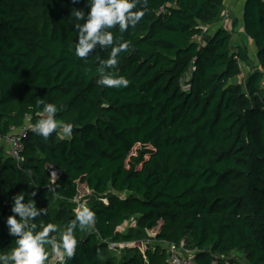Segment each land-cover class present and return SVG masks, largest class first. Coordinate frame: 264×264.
<instances>
[{
    "label": "trees",
    "instance_id": "trees-1",
    "mask_svg": "<svg viewBox=\"0 0 264 264\" xmlns=\"http://www.w3.org/2000/svg\"><path fill=\"white\" fill-rule=\"evenodd\" d=\"M224 3L149 0L143 20L122 34L130 47L116 71L130 83L109 89L96 83L109 52L74 54L71 9L87 12L85 0H0V137L30 118L20 163L0 144V252L15 247L6 226L14 195L25 192L27 202L35 191L47 209L37 222L56 224L59 239L85 185L96 221L76 230L66 264H168L164 242L197 264H225L231 252L243 253L240 264H264V0L242 8L256 58L247 75L234 29L205 32ZM41 99L57 105L59 124H73L70 139L32 132ZM48 166L59 170L54 179ZM127 220L134 227L122 231ZM149 232L143 251L109 250Z\"/></svg>",
    "mask_w": 264,
    "mask_h": 264
},
{
    "label": "clouds",
    "instance_id": "clouds-1",
    "mask_svg": "<svg viewBox=\"0 0 264 264\" xmlns=\"http://www.w3.org/2000/svg\"><path fill=\"white\" fill-rule=\"evenodd\" d=\"M149 0H85L83 8H72L70 17L78 32V41L74 45V54L81 60L94 55L95 50H107L106 59L98 61L99 78L96 83L109 89L126 88L130 81L116 71L120 54L127 52L130 41L124 40L122 34L135 28L144 18ZM73 4L79 0H72ZM121 36L117 37V31ZM43 105L41 117L33 126L32 132L48 139L53 133L62 139L71 138L73 124H59L56 119L57 105L39 100ZM56 175L55 172L52 173ZM35 191L25 202L26 193L21 191L12 198L11 212L6 219L9 236L15 237V247L8 252H0V264H47L49 247L56 254L61 264H66L76 253L78 240L75 232L94 225L95 212L87 206L74 209L75 218L70 220L64 231L59 233L54 223L40 225L37 218L47 215V209L38 208L32 199Z\"/></svg>",
    "mask_w": 264,
    "mask_h": 264
},
{
    "label": "built area",
    "instance_id": "built-area-1",
    "mask_svg": "<svg viewBox=\"0 0 264 264\" xmlns=\"http://www.w3.org/2000/svg\"><path fill=\"white\" fill-rule=\"evenodd\" d=\"M225 3H226V0H225ZM225 3H224V9L222 11V20L228 18L227 12H228L229 6L228 4L226 5ZM29 127H30V118L25 117L24 124L21 127L19 128L12 127L6 135H4L3 137H0V141L5 143L7 147L6 149L7 155H9L11 158H14L17 161V163H20L23 160V158L21 157V153L23 151V144L21 141V136L25 135ZM48 170L50 172L52 179H54L59 173V170H57L53 166H48ZM53 172L56 173L55 176L52 175ZM100 199L105 204L107 203L106 198H100ZM73 202L75 203L74 209H76L78 206H81V205L88 207L87 200L83 199L81 196H77L76 198H74ZM120 244H123V243H118V242L109 243L110 246H114V247ZM163 245H164V248L168 256L167 258L168 264H197L194 260V254H191L186 249L177 247V245L174 242H164ZM57 263H61V262L56 255H54L52 258H50L47 261V264H57Z\"/></svg>",
    "mask_w": 264,
    "mask_h": 264
},
{
    "label": "rangeland",
    "instance_id": "rangeland-1",
    "mask_svg": "<svg viewBox=\"0 0 264 264\" xmlns=\"http://www.w3.org/2000/svg\"><path fill=\"white\" fill-rule=\"evenodd\" d=\"M231 2H232V0H226V3H225L226 5L228 4V6H229V9L227 12V17H228L227 19H229V17H230V4H231ZM225 20L226 19L222 20V18H221L219 21V25H224ZM227 25H228V23H227ZM214 29L215 28H211V30H214ZM232 32H233V30H232ZM237 42L242 45L241 47L246 49V56L248 58L246 60L247 62L241 61L239 63V68L242 71V73H244V75H247L248 69H249L248 67H251L252 65H254V63H256L255 62L256 61L255 48H254L255 46L253 45L252 42L248 41L247 39L239 38V35H236V37H234V39L232 40L234 47H237V45H236ZM0 144L2 145L3 149H5V150L7 149L5 143L0 141ZM139 147H140L139 145H135L132 152H131V155L135 154L136 149H138ZM78 192H79L78 196H81L83 199L88 200L87 197H89L88 195H89L90 191L84 185L79 186ZM49 205H50V209L54 210L55 206H56V200H54V199L50 200ZM131 227H134V223L131 224V222L129 220H127L124 224H122L120 229L122 231H128V230H130ZM152 234H153L152 232H149V233H147V235L145 237H142V238H139V239H136L134 241L127 242V243L117 241L118 243H123V244L116 245V247L109 245V248H110L109 250H110V252H112L114 254H117V253L123 251L126 247H130L133 249L143 251L145 244H147L148 242L151 243ZM222 257H224L223 261H225L224 262L225 264H240V262L242 261V258H243V253L242 252H231L228 254H223Z\"/></svg>",
    "mask_w": 264,
    "mask_h": 264
},
{
    "label": "crops",
    "instance_id": "crops-1",
    "mask_svg": "<svg viewBox=\"0 0 264 264\" xmlns=\"http://www.w3.org/2000/svg\"><path fill=\"white\" fill-rule=\"evenodd\" d=\"M244 2H245V0H232V2L230 4V17H229V19L225 20V24H224V27L228 26V29H230V31H232V29H234V33H233L234 37H236V35H239V38H241V39H247L246 36L244 35V33L242 32V29H243L242 8L244 5ZM219 21L216 23H213L209 27H207V29L205 31L206 34L211 35L217 27L221 26V25H219ZM227 23H228V25H227ZM211 28H215V29L211 30ZM247 40L252 42L251 39H247ZM54 255H56V254H54Z\"/></svg>",
    "mask_w": 264,
    "mask_h": 264
}]
</instances>
